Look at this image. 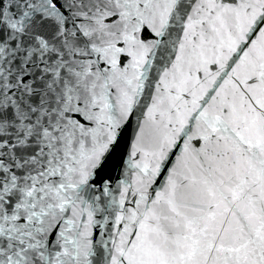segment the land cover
<instances>
[{"label":"snow or ice","instance_id":"snow-or-ice-1","mask_svg":"<svg viewBox=\"0 0 264 264\" xmlns=\"http://www.w3.org/2000/svg\"><path fill=\"white\" fill-rule=\"evenodd\" d=\"M0 264H264V0H0Z\"/></svg>","mask_w":264,"mask_h":264}]
</instances>
